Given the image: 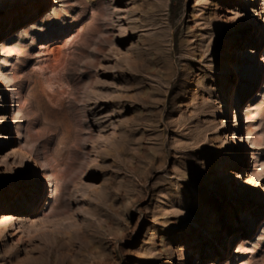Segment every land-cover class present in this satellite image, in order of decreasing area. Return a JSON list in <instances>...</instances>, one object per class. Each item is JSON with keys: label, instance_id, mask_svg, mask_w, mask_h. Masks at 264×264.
<instances>
[{"label": "rangeland", "instance_id": "374dc122", "mask_svg": "<svg viewBox=\"0 0 264 264\" xmlns=\"http://www.w3.org/2000/svg\"><path fill=\"white\" fill-rule=\"evenodd\" d=\"M0 264H264V0H0Z\"/></svg>", "mask_w": 264, "mask_h": 264}, {"label": "bare ground", "instance_id": "6f19581e", "mask_svg": "<svg viewBox=\"0 0 264 264\" xmlns=\"http://www.w3.org/2000/svg\"><path fill=\"white\" fill-rule=\"evenodd\" d=\"M251 1H254V0H249V2H251ZM258 67H259V65H255L254 66V70H253V74H255L257 71H258ZM233 71H235V69L233 68V67H231V68H229V72H233ZM241 117V115H240V111H238V109L236 110V112H235V119H238V118H240ZM13 119V118H12ZM12 119H8L7 118V121L9 120V123L11 122H13V121H11ZM234 127H238V124H235V126ZM232 140H233V143L235 144V150H237V151H240V149L242 148V147H244V145H246L247 143H248V141L250 142V138H249V136L245 139V138H240L239 136H237V135H235L233 138H232ZM32 169V168H31ZM255 194V193H254ZM193 254V252L191 251V253H190V255H192Z\"/></svg>", "mask_w": 264, "mask_h": 264}]
</instances>
